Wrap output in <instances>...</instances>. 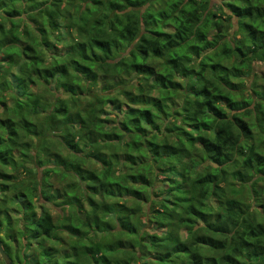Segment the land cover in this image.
<instances>
[{
	"label": "trees",
	"instance_id": "1",
	"mask_svg": "<svg viewBox=\"0 0 264 264\" xmlns=\"http://www.w3.org/2000/svg\"><path fill=\"white\" fill-rule=\"evenodd\" d=\"M253 62L264 0H0L12 264H264Z\"/></svg>",
	"mask_w": 264,
	"mask_h": 264
},
{
	"label": "rangeland",
	"instance_id": "2",
	"mask_svg": "<svg viewBox=\"0 0 264 264\" xmlns=\"http://www.w3.org/2000/svg\"><path fill=\"white\" fill-rule=\"evenodd\" d=\"M231 32H233V29L230 30ZM252 71L253 73L256 74H252L249 73L246 75V81H247V87L249 88L251 85H255L256 87H259L260 85L264 84V79H263V73H264V62H253L252 63ZM110 114L109 117H113L116 112L109 110ZM121 119V115L119 117V120ZM95 166V164H94ZM159 179H161V176H159ZM51 181H54L55 184H57V180L56 179H51ZM55 216H58L59 212L58 210H56V208L53 205H45ZM18 214H16L17 216Z\"/></svg>",
	"mask_w": 264,
	"mask_h": 264
},
{
	"label": "water",
	"instance_id": "3",
	"mask_svg": "<svg viewBox=\"0 0 264 264\" xmlns=\"http://www.w3.org/2000/svg\"><path fill=\"white\" fill-rule=\"evenodd\" d=\"M0 256L5 264H12V261L8 254L4 251L1 242H0Z\"/></svg>",
	"mask_w": 264,
	"mask_h": 264
}]
</instances>
